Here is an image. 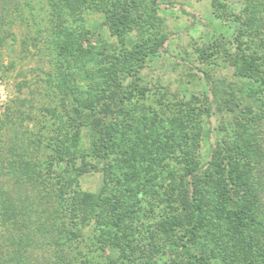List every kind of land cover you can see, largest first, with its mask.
<instances>
[{
  "label": "rangeland",
  "instance_id": "1",
  "mask_svg": "<svg viewBox=\"0 0 264 264\" xmlns=\"http://www.w3.org/2000/svg\"><path fill=\"white\" fill-rule=\"evenodd\" d=\"M2 28L0 197L16 222L0 223V264H146L160 222L182 213L188 168L209 163L193 252L264 264V0H62L61 18L52 0H0ZM121 89L130 98L103 158L110 119H80L74 106L100 109ZM232 175L251 186L249 227L228 211ZM92 194L102 207L87 215Z\"/></svg>",
  "mask_w": 264,
  "mask_h": 264
},
{
  "label": "trees",
  "instance_id": "2",
  "mask_svg": "<svg viewBox=\"0 0 264 264\" xmlns=\"http://www.w3.org/2000/svg\"><path fill=\"white\" fill-rule=\"evenodd\" d=\"M157 1V0H155ZM58 2V4H56ZM54 14L61 18L62 17V0H52ZM173 6V4H171ZM182 7V6H181ZM183 9V7H182ZM123 12L127 9L121 8ZM128 13V11H126ZM5 21V16H4ZM114 21V26L117 27L120 19H112ZM118 33H122L121 29L117 30ZM6 31L2 28L0 29V49L5 46L7 42ZM167 38H164V41ZM62 49V45H61ZM207 84L211 87V95L213 100L210 102L208 107V118L214 115V105L216 104L217 89L213 86L209 77H207ZM126 90H120L113 94H109L102 100V105L100 109L93 102H84L80 104L78 101L77 106H74V110L78 114L80 119H87L88 117H95V115H102L104 118H109L104 125H102V138H101V157H106L109 152V148L114 141L118 133V124L113 122L111 119L114 115L115 109L120 107L125 99H129L130 96L127 95ZM99 117L96 120H92V124L100 126ZM91 121V119H90ZM210 163L207 165H193L190 166L181 181L178 202L180 207H182L181 215L172 214L162 220L158 226V229L152 238L151 253L146 264H155L158 259H166L165 264H203L202 260L198 257L196 253L193 252L192 245L195 239L199 236L201 231L206 227V214L205 209L201 199V193L204 188L210 187L213 183V175L211 168H209ZM84 172H83V171ZM90 168L84 167L79 170L78 176L83 175V173H88ZM248 182L244 183V180L240 177H234L233 175L228 179L224 196L227 198L226 203L229 204V214L234 213L235 216L241 221L243 226L249 227L252 225L253 221L249 219L246 211L251 208V198L249 195L251 192L248 191ZM102 196L97 194H92L87 196L83 202L82 212L87 215H94L100 207H102ZM252 205V204H251ZM0 223L6 225L15 224L16 213L12 212V204L6 202L2 197H0ZM76 218L78 215L75 216ZM80 230H72L70 233L75 236L76 240H79ZM10 236V240L14 241ZM60 236L52 242L57 247L64 246L65 241L60 240ZM69 241L73 239L68 237ZM31 245L28 243L27 246ZM172 249H177L179 256L186 258V262L179 261L174 255ZM13 260L10 259L9 263Z\"/></svg>",
  "mask_w": 264,
  "mask_h": 264
}]
</instances>
